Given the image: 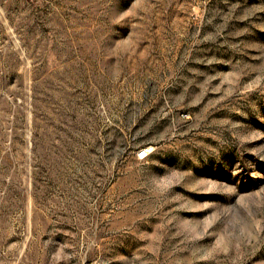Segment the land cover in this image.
Wrapping results in <instances>:
<instances>
[{"label": "rangeland", "instance_id": "374dc122", "mask_svg": "<svg viewBox=\"0 0 264 264\" xmlns=\"http://www.w3.org/2000/svg\"><path fill=\"white\" fill-rule=\"evenodd\" d=\"M0 264H264V0H0Z\"/></svg>", "mask_w": 264, "mask_h": 264}, {"label": "built area", "instance_id": "2783aa9c", "mask_svg": "<svg viewBox=\"0 0 264 264\" xmlns=\"http://www.w3.org/2000/svg\"><path fill=\"white\" fill-rule=\"evenodd\" d=\"M150 152L151 150L143 149L142 151H140L139 157L141 159H147L149 157Z\"/></svg>", "mask_w": 264, "mask_h": 264}]
</instances>
